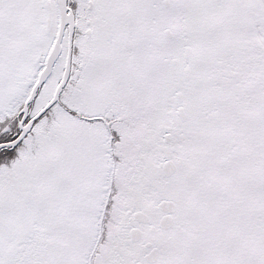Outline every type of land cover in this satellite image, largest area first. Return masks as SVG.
<instances>
[{
  "label": "snow or ice",
  "instance_id": "obj_1",
  "mask_svg": "<svg viewBox=\"0 0 264 264\" xmlns=\"http://www.w3.org/2000/svg\"><path fill=\"white\" fill-rule=\"evenodd\" d=\"M0 264H264V0H0Z\"/></svg>",
  "mask_w": 264,
  "mask_h": 264
}]
</instances>
